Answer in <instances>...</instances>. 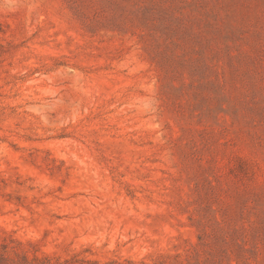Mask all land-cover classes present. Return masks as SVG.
I'll return each instance as SVG.
<instances>
[{"label":"rangeland","instance_id":"obj_1","mask_svg":"<svg viewBox=\"0 0 264 264\" xmlns=\"http://www.w3.org/2000/svg\"><path fill=\"white\" fill-rule=\"evenodd\" d=\"M0 264H264V0H0Z\"/></svg>","mask_w":264,"mask_h":264}]
</instances>
